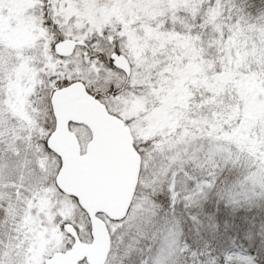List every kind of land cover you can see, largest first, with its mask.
I'll use <instances>...</instances> for the list:
<instances>
[{
    "label": "snow or ice",
    "instance_id": "1",
    "mask_svg": "<svg viewBox=\"0 0 264 264\" xmlns=\"http://www.w3.org/2000/svg\"><path fill=\"white\" fill-rule=\"evenodd\" d=\"M0 264H264V0H0Z\"/></svg>",
    "mask_w": 264,
    "mask_h": 264
}]
</instances>
